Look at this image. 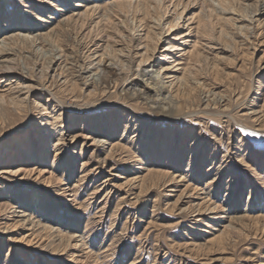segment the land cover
<instances>
[{
    "label": "rangeland",
    "instance_id": "1",
    "mask_svg": "<svg viewBox=\"0 0 264 264\" xmlns=\"http://www.w3.org/2000/svg\"><path fill=\"white\" fill-rule=\"evenodd\" d=\"M122 1L0 0V264H264V0Z\"/></svg>",
    "mask_w": 264,
    "mask_h": 264
},
{
    "label": "bare ground",
    "instance_id": "2",
    "mask_svg": "<svg viewBox=\"0 0 264 264\" xmlns=\"http://www.w3.org/2000/svg\"><path fill=\"white\" fill-rule=\"evenodd\" d=\"M140 1H142L144 3H146V2L148 3V1H150V0H125V2L124 1H122L121 3L119 2L120 4H117L116 7H118V6L120 7L121 6V7H124V8H126V7L131 8L132 6H134L133 3H135V2L138 3ZM153 2H155V1L153 0ZM179 3H180V1H179ZM114 4H115V2H114ZM76 5L77 6H83L84 4L83 5H79V3H77ZM85 9L87 11V8H85ZM95 9H97V7H95ZM130 10L131 9H129L128 11L130 12ZM125 11L128 12L127 10H125ZM244 15H246V14H244ZM73 16L75 17V15H73ZM242 16H241V18H242ZM178 18H179V15L176 16V19H178ZM247 18H248V16H247ZM235 19H236V17H235ZM168 24H169L168 27H172V26L176 25L177 23H176V20H175V22L171 21ZM119 34H121V33H119ZM183 36H184V33L183 34L182 33L179 34L180 38H182ZM174 46H175L174 44H171V45L167 46V48L168 49H172V50H176L177 47H174ZM146 59H147V57H146ZM148 62H149V59H148V61L147 60H141L138 63V65H137V67L135 69V72L131 71L132 73H134V75H136L137 77L140 78V81L133 80V79L132 80H130V79L126 80L122 84V86H120L121 87L120 88V92H122L124 94L126 93L130 98H138V99H143V100H150L154 104L155 108H160L163 105H165L163 108H165V107L170 108L171 105H175V107H177V108H175L177 110V112L181 111V105L179 104L180 102H178L177 100L173 99L174 98L173 95L171 96V92H172L171 91L172 90L171 86L174 84L173 80H171V81L168 80L169 83H167V81H165L166 80L165 78H167V75L169 73V72H163V69L165 68V66H163L162 64H159V65L156 66V64H155L156 67H154V65H150ZM131 69H133V68H131ZM92 70H93V75H95V77H96L95 81L92 80V82H94V83L96 82V84L97 83L98 84H102L104 82L108 83L107 79L110 78V76H112V75L114 76L115 74L117 75V68L114 66L113 61L110 60L108 57H104L102 55L99 56V58L97 59L96 63L92 66ZM165 70H167V68L164 69V71ZM174 79H175V77H174ZM179 80L178 81L181 83L182 79H179ZM163 108H160V109H163Z\"/></svg>",
    "mask_w": 264,
    "mask_h": 264
}]
</instances>
